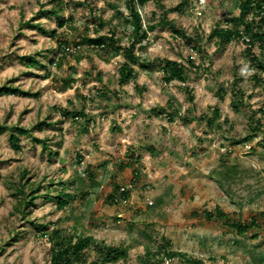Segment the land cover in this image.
<instances>
[{
	"label": "rangeland",
	"instance_id": "1",
	"mask_svg": "<svg viewBox=\"0 0 264 264\" xmlns=\"http://www.w3.org/2000/svg\"><path fill=\"white\" fill-rule=\"evenodd\" d=\"M237 4L137 5L146 36L134 47L136 76L120 85L123 51L113 56V45L82 40L114 26L115 44L128 46L126 0H0V86L28 91L0 94V264H49L57 242L78 236L128 250L105 264H141L148 246L203 264H264V88L256 78L264 68L251 61L261 48L248 53L242 40L209 37L216 27L244 30ZM64 41L69 49L60 52ZM166 59L186 65L185 81H164ZM70 76L75 81L63 90ZM11 126L31 129L19 134L18 150ZM25 178L40 187L23 216L16 205ZM47 189L71 194L68 205L42 197ZM234 222L250 227L241 234ZM96 257L92 242L74 264Z\"/></svg>",
	"mask_w": 264,
	"mask_h": 264
},
{
	"label": "trees",
	"instance_id": "2",
	"mask_svg": "<svg viewBox=\"0 0 264 264\" xmlns=\"http://www.w3.org/2000/svg\"><path fill=\"white\" fill-rule=\"evenodd\" d=\"M149 0H126V8L129 11V16L127 18V22L132 25V36H131V42L128 44V46H122L121 44L116 45L115 43H118L120 40H115L113 36L115 35V27L113 26V29L111 30V34L107 35H98L94 38L89 37H83V43H86L88 46H97V47H105V45L108 43L110 45H113L111 47L112 55L116 56L118 54H121L122 51L125 56V61L121 63L119 69H118V75H119V84H125L129 80L133 79L136 76V69L133 66V64L140 60L139 56H137L134 53V47L137 42H140L143 37L146 36L144 29L141 26L142 20L141 16L139 14V11L137 9V5H144ZM160 2V0H157ZM238 6L241 13L240 21L244 25V30H239L238 26L234 27H216L212 32L209 34L210 38H217L220 40V43H226L231 41L234 38H237L239 40H242L243 42L244 35H250V39L248 42H245L247 44L246 51L250 53L253 49V47L258 44V46L261 48V53L259 56L264 54V15H262L258 20L255 19V17L247 18V14L249 12H252L254 8H261V6L264 3V0H237ZM253 2L255 5H253ZM264 11V8H263ZM255 16H257L255 14ZM166 17V13L164 15ZM165 20V19H164ZM63 23V20L61 24ZM101 23V22H100ZM35 25V24H33ZM143 29V30H142ZM173 33L177 36L179 34L185 36V33L179 29L176 28L174 24H172ZM140 32L142 34H140ZM55 33V32H54ZM67 42H61L59 44V51L65 52V48L68 47L66 45ZM66 45V46H65ZM81 43H75V47H80ZM258 55H252L251 61L255 64L256 68H258L259 71H261L264 68V65L262 63L261 58ZM77 60L81 59V56H78L76 58ZM40 61H38L35 57L31 58V64H38ZM165 64L162 66V70L164 72L163 78L165 82H169L173 79L185 81V74L187 71L186 65H184L182 62L178 60H172V59H166ZM53 63L57 64V61L54 60ZM256 78H258V81L263 84L264 88V78L262 76L256 75ZM63 86L62 89L66 90L67 88H70L75 81V78L68 77L64 78L63 80ZM19 93H28L27 90L22 89L19 86H14L10 84H3L0 86V94H19ZM164 108L163 110L166 111ZM262 109V108H261ZM178 111L177 109H175ZM173 111V113L175 112ZM162 111V110H161ZM66 113L67 111H63ZM262 112L264 113V109H262ZM68 113V112H67ZM218 111L216 110V114L214 116L206 118L205 124L207 126H212V124L217 119ZM76 116H85V113L83 111L77 112ZM174 118L173 115H169L168 119ZM219 125L220 124H216ZM14 127H9V142L15 149H20V139L19 134H31V129L26 128L23 126H17L16 130H14ZM256 133V132H255ZM32 135V134H31ZM252 137H250L251 139ZM39 140V139H38ZM43 143L44 148H47V144L43 140H39ZM51 154V153H50ZM138 171L136 169L133 170V173ZM27 173V170H23L21 174V178L23 179L25 174ZM227 174V172L225 173ZM135 175V174H134ZM221 183L222 180H220ZM53 184V183H52ZM61 184L64 186V183L61 182ZM40 185H36L34 182H30L29 179L24 180L21 187L18 188V192L22 195V198L19 200L18 204L16 205V208L19 210V212L22 213L23 216H25L24 208H29L31 205H34V201L37 197L36 192L38 191ZM64 188V187H63ZM117 188V187H116ZM119 192V188L117 189ZM120 195H122V198H126L128 195V192L126 190L120 191ZM116 195V194H115ZM112 195L110 196L111 202H116V196ZM71 194L65 192L64 189L57 191L56 194H51L50 190L47 189L42 194V197L44 198H52L55 199L56 207L59 209H64L69 201V197ZM253 224H257V220H253ZM236 231L238 233H245L247 229L250 227L249 224L243 223H233ZM58 234V232H56ZM94 242L95 243V251L97 253V257L91 261L89 264H105L109 262H115L119 258L126 259L128 257V250L126 248H120L115 247L113 245L106 244L105 242L97 241L89 236H78L76 240H72L71 238L68 240H60L52 247L51 250V256H50V263L49 264H74L75 262L83 261V254L86 249L90 247V244ZM164 256L167 258H173L175 256H179L185 264H203V261L201 259L192 257L184 252H174L172 250L166 251V249L159 250L157 254L155 255L151 248L148 246L145 249L144 255L141 258V264H163ZM263 259V257L261 258Z\"/></svg>",
	"mask_w": 264,
	"mask_h": 264
},
{
	"label": "built area",
	"instance_id": "3",
	"mask_svg": "<svg viewBox=\"0 0 264 264\" xmlns=\"http://www.w3.org/2000/svg\"><path fill=\"white\" fill-rule=\"evenodd\" d=\"M253 5H255L254 2H253ZM263 8H264V3L261 6V8H254V9H252L253 11L251 12V17L253 16V18L255 17V19H259L262 15H264ZM255 14L257 16H255ZM251 17H249V18H251ZM263 28H264V26H263ZM242 39H244L245 42H248L250 38L247 35H244ZM66 48L69 49L68 47H66ZM120 189H121V191L125 190L124 187H122Z\"/></svg>",
	"mask_w": 264,
	"mask_h": 264
},
{
	"label": "crops",
	"instance_id": "4",
	"mask_svg": "<svg viewBox=\"0 0 264 264\" xmlns=\"http://www.w3.org/2000/svg\"><path fill=\"white\" fill-rule=\"evenodd\" d=\"M262 109H264V107H262ZM134 174H137V172H135Z\"/></svg>",
	"mask_w": 264,
	"mask_h": 264
}]
</instances>
